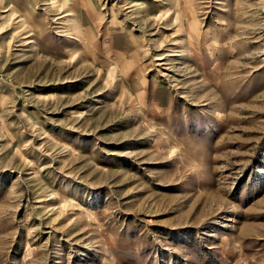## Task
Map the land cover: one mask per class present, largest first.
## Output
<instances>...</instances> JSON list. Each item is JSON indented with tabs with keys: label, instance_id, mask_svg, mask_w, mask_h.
I'll return each mask as SVG.
<instances>
[{
	"label": "rangeland",
	"instance_id": "1",
	"mask_svg": "<svg viewBox=\"0 0 264 264\" xmlns=\"http://www.w3.org/2000/svg\"><path fill=\"white\" fill-rule=\"evenodd\" d=\"M0 264H264V0H0Z\"/></svg>",
	"mask_w": 264,
	"mask_h": 264
}]
</instances>
